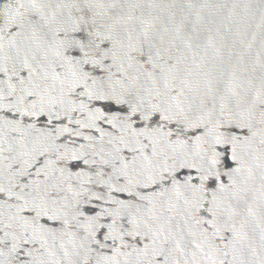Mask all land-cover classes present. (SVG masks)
<instances>
[{
  "label": "water",
  "instance_id": "95a60500",
  "mask_svg": "<svg viewBox=\"0 0 264 264\" xmlns=\"http://www.w3.org/2000/svg\"><path fill=\"white\" fill-rule=\"evenodd\" d=\"M0 264H264V0H0Z\"/></svg>",
  "mask_w": 264,
  "mask_h": 264
}]
</instances>
